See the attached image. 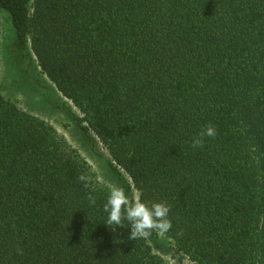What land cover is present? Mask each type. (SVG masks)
Listing matches in <instances>:
<instances>
[{"label":"trees","instance_id":"1","mask_svg":"<svg viewBox=\"0 0 264 264\" xmlns=\"http://www.w3.org/2000/svg\"><path fill=\"white\" fill-rule=\"evenodd\" d=\"M2 12L22 76L44 102L57 104L41 75L73 104L128 196L170 206L178 253L264 264V0H0ZM84 172L51 125L0 95V264H165L156 231L103 222L108 191L93 178L90 204Z\"/></svg>","mask_w":264,"mask_h":264},{"label":"rangeland","instance_id":"2","mask_svg":"<svg viewBox=\"0 0 264 264\" xmlns=\"http://www.w3.org/2000/svg\"><path fill=\"white\" fill-rule=\"evenodd\" d=\"M13 28L6 12L0 15V95L13 103L22 111L36 116L53 127L56 133L75 149L81 159L89 166L96 184L108 191L110 187H119L116 178L108 167L110 156L103 145L97 141L91 146L82 137L77 125L69 116L68 111L79 115L73 104L62 96L53 83L41 75L45 84L53 91L57 104H48L36 93L28 80L22 76L20 68L15 63L10 50L13 43ZM63 105L65 109H61ZM123 176L130 182L129 177L121 170ZM130 201L138 197L135 189L128 196ZM157 233L158 247L154 252L165 264H190L189 259L178 253L172 237L159 231Z\"/></svg>","mask_w":264,"mask_h":264},{"label":"clouds","instance_id":"3","mask_svg":"<svg viewBox=\"0 0 264 264\" xmlns=\"http://www.w3.org/2000/svg\"><path fill=\"white\" fill-rule=\"evenodd\" d=\"M215 135V127L207 126L198 136L193 137L192 147L194 149L202 147L204 137H214ZM78 180L85 188L91 187L92 191L88 194V201L94 205L95 197L92 193L97 189L93 186L92 175L88 172L81 173ZM103 211L107 214L106 220L103 222L113 231L116 230L117 226H124L125 221H127V225L131 229L130 236L132 239L147 238L153 231L164 233L171 228L170 206L168 204L153 202L149 205L139 197L130 201L127 193L119 187L108 189Z\"/></svg>","mask_w":264,"mask_h":264}]
</instances>
